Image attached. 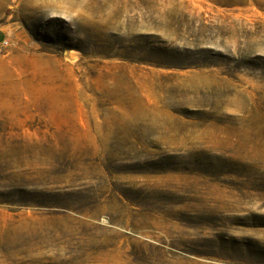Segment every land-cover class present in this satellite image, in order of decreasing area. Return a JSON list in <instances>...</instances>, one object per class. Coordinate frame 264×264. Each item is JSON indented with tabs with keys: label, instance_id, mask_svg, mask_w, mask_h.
I'll return each instance as SVG.
<instances>
[{
	"label": "rangeland",
	"instance_id": "1",
	"mask_svg": "<svg viewBox=\"0 0 264 264\" xmlns=\"http://www.w3.org/2000/svg\"><path fill=\"white\" fill-rule=\"evenodd\" d=\"M0 35V264H264V0H0Z\"/></svg>",
	"mask_w": 264,
	"mask_h": 264
},
{
	"label": "built area",
	"instance_id": "2",
	"mask_svg": "<svg viewBox=\"0 0 264 264\" xmlns=\"http://www.w3.org/2000/svg\"><path fill=\"white\" fill-rule=\"evenodd\" d=\"M7 43L6 42H1L0 43V53H2L3 49L6 48Z\"/></svg>",
	"mask_w": 264,
	"mask_h": 264
},
{
	"label": "crops",
	"instance_id": "3",
	"mask_svg": "<svg viewBox=\"0 0 264 264\" xmlns=\"http://www.w3.org/2000/svg\"><path fill=\"white\" fill-rule=\"evenodd\" d=\"M1 38H2V36L0 35V42H2V39Z\"/></svg>",
	"mask_w": 264,
	"mask_h": 264
}]
</instances>
